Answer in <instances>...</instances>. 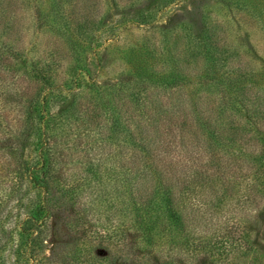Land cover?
<instances>
[{
  "label": "trees",
  "instance_id": "trees-1",
  "mask_svg": "<svg viewBox=\"0 0 264 264\" xmlns=\"http://www.w3.org/2000/svg\"><path fill=\"white\" fill-rule=\"evenodd\" d=\"M218 1L0 0V264H264V0Z\"/></svg>",
  "mask_w": 264,
  "mask_h": 264
},
{
  "label": "rangeland",
  "instance_id": "rangeland-1",
  "mask_svg": "<svg viewBox=\"0 0 264 264\" xmlns=\"http://www.w3.org/2000/svg\"><path fill=\"white\" fill-rule=\"evenodd\" d=\"M201 1H203V3H204L203 6H204V9L206 10L207 13L224 16L225 18H227L231 21L232 15H230L228 7L224 3H221L218 0H201ZM237 24L234 26L236 31L239 30V32H241L242 35L248 36L252 42V45H253L255 51L258 52V53L256 52L258 54V57H260L261 59H264V30L260 29V28H252V29L246 28L244 25H241L239 23H237ZM239 25L242 26L241 29L238 28ZM146 34L147 33L143 29L133 28L130 31H125L122 34V39H123L122 41H124V43H126V44L133 42V41H140L144 38V36ZM47 39H48V37L45 38L46 41H47ZM122 41H121V43H123ZM43 46H44V42H42V44H41V47H43ZM256 60L257 61L253 60L254 63L257 64L259 62V64H260L259 58ZM91 68H92L91 72H94L95 70H97L96 65H92ZM120 70H121L120 59L117 57V54L109 52L107 54V57H106L105 68L103 70H101V72H100L101 78L98 77V80H100V82L102 83L105 81L106 78H108V76H110L112 78L116 74H118V72ZM166 93H168V92H166ZM260 230L261 229L258 230L259 233H260ZM73 233H75V231ZM260 235L264 236L261 233H260ZM43 238H44L45 247L43 249L42 255H45L46 252L49 250V248L53 246L54 241L56 242V240H58V239H57L56 235L52 234L51 228L46 233H43ZM94 252H96L98 254H104L105 253L101 248L94 249ZM112 264H123V263L121 261H115Z\"/></svg>",
  "mask_w": 264,
  "mask_h": 264
}]
</instances>
